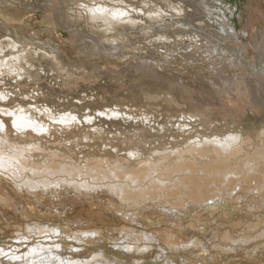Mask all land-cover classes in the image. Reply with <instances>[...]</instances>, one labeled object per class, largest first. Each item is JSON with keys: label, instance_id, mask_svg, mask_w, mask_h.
Segmentation results:
<instances>
[{"label": "rangeland", "instance_id": "rangeland-1", "mask_svg": "<svg viewBox=\"0 0 264 264\" xmlns=\"http://www.w3.org/2000/svg\"><path fill=\"white\" fill-rule=\"evenodd\" d=\"M33 1L34 4L28 6L16 1L0 3V39L8 36L19 43H32L55 52L64 65L63 71L58 73L48 64L38 80L8 81L0 88L24 92L21 96H25L26 91L28 95L37 94V107L44 105L43 108L51 109L55 115L71 111L85 124L70 138L71 134L65 136V133L57 131L55 137L59 132L60 138L43 142L45 150H56V147L57 151L64 150L69 156L66 159L81 167L86 159L100 157L137 166L133 161L137 154L141 159L153 158L156 161L164 152L184 150L200 141L211 144L230 135L238 138V144L242 140L245 142L243 148L247 153H252L264 142L261 136L264 131V0ZM97 5L122 8L138 25H129L111 33L99 32L85 24L87 8ZM174 5H180L185 12L176 13ZM153 12L162 13L163 17L155 21L148 16L149 13L154 15ZM67 17L68 21L65 20ZM121 35L125 38L119 46L105 40L106 37ZM64 71L66 75H63ZM16 104L15 101L10 106ZM26 106H35L33 100L29 99ZM108 110H119V116L106 117L104 112ZM89 114L92 118L102 115L101 119H108V124L99 120L94 125H87L85 116ZM127 156L132 160L126 161L124 157ZM187 157L199 160L192 155ZM2 179L4 188L1 185L0 194L8 195L6 191L12 189L14 183H9L10 180L7 183V178ZM76 179L80 181L82 178L78 176ZM243 185L232 186L228 191H213L214 197L201 206H190L186 204L187 199H182L183 208L176 211L174 209L177 208H172V214L168 212L171 210L169 205L160 201L161 197L154 198L157 201L150 199L151 203L144 201L133 209L118 198L115 203L114 194L100 188L95 189L100 190L98 193L92 189L66 187L58 189L59 192L39 190V195L27 192L29 194L26 193L25 198L32 203L30 209L13 202L17 207L15 212L0 204V249L4 247L6 253L23 260L28 248L41 241L44 245L65 243L62 246L66 252L76 249L75 252L82 257H88L86 264L96 261V257L93 261L90 259L93 256H97L99 261L97 253L104 254L100 261H109V264H264V198H260L264 191L254 192L256 189H251L254 183ZM104 192L107 198L103 196ZM66 197L77 204L68 208ZM61 198L62 201L58 200ZM87 199L95 203L100 201L98 205L101 206L97 203L89 205ZM153 200L160 201L167 212L157 207L160 202L154 205L157 203ZM114 207L119 208V213ZM79 208L94 212V221L88 214L90 220L85 215L83 220L77 213ZM132 210H138V216L134 218L137 221L129 220L132 221L130 223L127 219L131 217ZM68 215L69 219L74 216L80 222L88 221L85 224L91 228L100 227L101 239L88 243L75 240L72 232L81 223L67 219ZM70 221L74 222L73 226ZM25 222L40 224L45 230L28 233L24 228ZM121 226L128 231L124 229L122 232ZM53 230L56 233L53 234ZM119 232L130 234L125 236ZM147 233L150 236L156 233V240L149 239ZM18 234L21 237H17ZM132 234L144 239L132 241ZM167 235L170 237L167 241L172 239L171 243L166 241ZM97 236L91 235L92 239ZM145 244L148 247L144 252L140 247ZM126 245L132 250L125 248ZM2 259L8 260L5 256ZM11 263L20 264L15 260Z\"/></svg>", "mask_w": 264, "mask_h": 264}, {"label": "bare ground", "instance_id": "bare-ground-1", "mask_svg": "<svg viewBox=\"0 0 264 264\" xmlns=\"http://www.w3.org/2000/svg\"><path fill=\"white\" fill-rule=\"evenodd\" d=\"M8 1H13V2L16 1L19 4L26 5V6L34 4L33 0H0V3L3 4L4 2H8ZM170 4L173 6L172 3H170ZM174 6H175L174 10L176 13L185 12L184 8L180 7V5L179 6L174 5ZM147 10H146V12H147ZM174 10H172V11H174ZM87 11H88V15H86L87 21L85 22V24L87 23L92 28L99 30V32L102 31L104 33H111V32H114L116 30H119L120 28H128L129 25H138V22L136 20H134L128 14V12L122 8H117V7L116 8L115 7L107 8V5L106 6L105 5H97L95 7L89 6L87 8ZM84 12H85V10H84ZM148 16L154 20L163 17L162 13L161 14L160 13H154V15H152V13H149ZM65 20L68 21L69 18L65 19ZM135 27H137V26H135ZM131 28H133V26ZM148 28H149V26H148ZM124 38L125 37H122V35H121L119 37H115V38L110 37L108 39L106 37L105 40L108 41L107 43H109V44L119 46V44L121 42H123ZM146 38L147 37H145V39ZM132 39H134V38H132ZM150 40L151 39H149V41ZM147 42H148V40H147ZM144 44H146V43H144ZM139 50H140V48H139ZM142 63H144V61ZM48 64L52 65V67L56 71L58 70L57 71L58 73L63 71L64 65L63 66L61 65V60L55 52L47 51L45 49H42L40 47L33 45L32 43H21V42L19 43L18 41L14 40L8 36H4L0 39V85L1 84H3V85L8 84L9 83L8 81L19 82V81H26V80L28 81L29 79L38 80L41 77V74H43L46 71L45 67ZM145 64H146V60H145ZM50 65H49V67H51ZM50 70H53V69H50ZM50 70H47V71L50 72ZM51 73H52V71H51ZM64 74L66 75L65 71L63 72V75ZM63 75H61V77H63ZM64 78H65V76H64ZM1 88H0V187H1V185H3V179L2 178H7V183L9 182V180L11 181L9 183H14V184H12V185H14V187L12 189H9V191L5 188L7 190L6 192L9 193L8 195L3 193V192H2V194H0V204H2V207H4V208H10V210L12 208V211H15L17 208L15 206V204L13 203V202H15L16 204H19L20 206H25L27 209H30L32 206V203L25 198V196H27L26 195L27 192H30L32 194L37 193V195H39V194H41V192L39 190L44 191V192H46L48 190L49 191H53V190L58 191V189H61L63 187L71 188V189H75V190L85 188L87 190L92 189L94 191L97 188L104 189L105 191H109V192L114 194V196L116 198V199L113 198V199H115L114 200L115 203L118 201L117 200V198H118L121 201L125 202L127 205H129V207L130 206H132V207L133 206H139L144 201H146V203H147L148 202L147 200L150 201V199L152 200L154 198L156 199V197L157 198L161 197L162 199H160V201L163 204L165 203V205L167 203L169 205V207L171 208V210L168 211L169 213L170 212L173 213L174 211H172V210L174 208H177V209H174L175 211L178 210V208L179 209L183 208V207H181V205L184 203V202L181 203L183 201L182 199H185V200L187 199L186 204L189 203V205L192 204L196 207V205H200L202 203L204 204L205 201L206 202L208 201V199L211 200L214 197V195L212 193L213 191H222V190L228 191L229 188L231 190L232 186H234V188H236L238 185L240 187L244 183L245 184L254 183L253 188H251L252 190L256 189V191L253 190L254 192H257L258 190L264 191V142H262L261 146H259V147L257 146V148H255V150L252 151V153H247V152H244V148H243V147H245V146H243L245 142L242 140L238 144V142H239L237 140L238 138L236 136L230 135V136L222 138V139L220 138V139L214 140L215 142H213L211 144H207L205 142L202 143L200 141L198 143L188 145L187 147H185L184 150H180V149L176 150L175 149L174 152L173 151L172 152H164L159 156L158 160H156L157 158L155 159L156 161L152 160L153 158L151 159L152 161L141 159V158H139V156L137 154L135 156V158L133 159V161H135L137 163V166H135V165L132 166L133 165L132 163H131V166L129 165L130 163L128 165H124L118 159L115 161H109L108 159H102V157H100V158H91V159L88 158V159H86L84 161L85 163L81 167L74 162L68 161L66 158H68L69 156H68L67 152H65L64 150H62L63 152L57 151V147L55 148L56 150H53V149L52 150H45L46 147L45 148L42 147L43 142L54 141L55 133L57 131H59L61 133H65L64 134L65 136L67 134L73 135V134L78 133V130H80V128L82 126H85L84 122L81 120V118L79 116L77 117L71 111L67 114L55 115V113L51 109L43 108L44 105L42 108L37 107L38 103L36 105V102H37V99L39 98L37 94L28 95V94H26L27 93V91H26L25 96H21L22 94L24 95V92L19 93L17 91L5 88V86H4L5 89H3V88L1 89ZM231 88H233V87H231ZM229 93H230V91H229ZM27 97L29 99L33 100L35 106H26V104H29V99ZM15 101L17 102V104L15 106H10ZM118 112H119V110L118 111L110 110L109 112H104V113H105L106 117L107 116L110 117V116H117ZM60 113H62V112H60ZM101 117H103V116L102 115L101 116H95L92 118L89 114L88 116H85L86 124L89 125V123H91L94 125V123L95 122L98 123L99 120L101 121V123L104 122V124H105V122L108 119L107 120L105 118L101 119ZM122 118L123 117H121V120H124V118L123 119ZM96 119H98V121H95ZM147 119L145 121H148ZM145 124H147V123H145ZM59 132H58V135L60 134ZM58 135L56 134V137H58ZM71 135L70 136L67 135V136H69V138L74 137V135L73 136H71ZM261 136L264 137V131L262 132ZM83 137H84V135H83ZM58 138H60V137H58ZM85 140H86V138H85ZM60 143H61V141H60ZM187 155H192V157H197V158H199V160H195V158L194 159L193 158L187 159V158H189V157H187ZM124 159L126 161L132 160L131 156L124 157ZM78 176L82 178V179H80V181L78 179H76V177L78 178ZM2 187L4 188V185ZM243 187H244V185H243ZM0 191H2L1 188H0ZM94 191H93V194H95V192L98 193L100 190L95 191V192ZM73 193H75V192H73ZM251 193H253V192H251ZM27 194H29V193H27ZM42 194H43V192H42ZM80 194H83V193L81 192ZM86 194H88V193H86ZM90 194H91V192H90ZM104 194H105V192H104ZM61 195H62L61 197H64L62 193H61ZM83 195H85V194H83ZM101 195H99V196H101ZM108 195H110V193L107 192V196ZM255 195H258V194L255 193ZM261 195H262V193H261ZM56 196H57V194H56ZM90 196H92V195H90ZM103 196L106 197V194ZM252 196H253V194H252ZM254 196H253V198H255ZM12 197H13V200L11 199ZM76 197H77V195H76ZM86 197H88V196H86ZM112 197H113V195H112ZM259 197H260V194H259ZM66 198L68 199V201H66V202H68L67 203L68 208H69V206H72L76 203V202L72 201V199H71L72 197L70 199H69V197H66ZM108 198H109V196H108ZM260 198H264V196H261ZM55 199H56V197H55ZM63 199H65V197ZM83 199H85L84 196H83ZM100 199H101V197H100ZM58 200L62 201V198L58 199ZM255 200L257 201V199H255ZM79 201H81L80 197H79ZM86 201H88L89 205L90 204L94 205L97 203V202L95 203L94 200L90 201V199H87ZM155 201H157V200H155ZM160 201H158V203ZM262 201H264V200H262ZM99 202L96 205H98ZM109 202H111V199ZM154 202L152 203V206H153ZM161 202L159 203V205L157 202H155L157 204H154V205H158L157 207H159V206L162 207V205H160V204H162ZM150 203H151V201H150ZM256 203H258V202H256ZM262 203H264V202H262ZM262 203L260 206L263 205ZM51 204H55V203L52 202ZM58 204H60V203H58ZM259 204H260V201H259ZM61 205H62V203H61ZM56 206L57 205H55V207ZM98 206L100 207L101 205H98ZM113 206L116 207L117 205L113 204ZM253 206H255V205H253ZM46 207H47V205H46ZM91 207L89 206V208H91ZM115 207L113 209L117 210V212H118L119 208L116 209ZM193 207H192V209H193ZM40 208H42V207H40ZM51 208H53V207H51ZM135 208H137V207H135ZM79 209L80 210H78L77 213H80V216H82L83 220H84L83 215H85V217H87L89 215L90 218H92V216L94 215V214H92L94 212L91 213V211H87L85 209L83 210L82 208H79ZM133 209H134V207H133ZM162 209L166 211V207L165 208L162 207ZM35 210H36V208H35ZM55 210H56V212H59L58 211L59 209H55ZM12 211H10V212L12 213ZM137 211L134 210L133 213L131 212V217L128 218L127 220L128 221L132 220L133 222L137 221V218L134 219L136 216H138ZM172 213H170V214H172ZM126 215H128V214H126ZM89 216H88V218H89ZM97 216H99V215H97ZM97 216H96V218H97ZM72 218L69 219V215H68L67 219L72 220V221L74 220L77 223V221H78V220H76L77 218H75V219L74 218L72 219ZM90 218L88 219V221L90 220ZM124 218H126V217H124ZM92 219H91V222L94 221V219H93V221H92ZM69 220H67V222ZM72 221H70V222L72 223V226H73L74 222H72ZM78 222H80V221H78ZM87 222H85V223H87ZM80 223H81V225L76 226V228L72 232L73 233L72 237L75 240L82 242V243L83 242L88 243L89 241L101 239V236L99 235L100 234L99 233L100 232L99 226H98L99 228L97 229L96 228L97 225L95 227L93 226L91 228V225H86L84 223V221L83 222L81 221ZM39 225L40 224H36L34 222L33 223L32 222H25L24 228L28 233L40 232L41 230H45V227H42ZM19 228H18V230L20 231ZM103 228L106 229V226ZM58 229H60V228L58 227ZM124 229L127 230L124 227H122V229L120 228L121 231L122 230L125 231ZM108 230L109 229L107 228V231ZM129 231H131V233H132V230H129ZM52 232H53V234L56 233L55 230H53ZM58 232L60 233V231H58ZM122 232H119V234L121 233V235H125V236H129V234H130L129 232H128L129 233L128 235L126 234V232H125V234H122ZM137 232H138V229H137ZM140 232L138 234H140ZM62 233H63V231H62ZM142 233L143 232H141V235H143ZM94 234H96V235L98 234V236L95 237L94 239H92L91 235H94ZM147 234H149V233H147ZM151 234H153V233H151ZM18 235H16V236L21 237L20 234H18ZM132 235H134V237ZM132 235L131 236L134 239L132 241H136V240L142 241L141 239L142 238L144 239V237L141 238L140 235L139 236L135 235V234H132ZM144 235L147 237L146 233ZM153 235H155V236H153ZM153 235H151V236H153V237H151L149 234L150 237L148 236V238L156 240L157 234L155 233ZM129 238L132 239L131 237H129ZM167 238H170L169 235L165 236L166 241H167ZM165 239H163V240H165ZM41 240H42V238H41ZM170 241H172V239H168L167 242L171 243ZM34 244H35V242H34ZM173 244H175V243L173 242ZM173 244H172V246H173ZM176 244H177V242H176ZM186 244H188V243H186ZM26 245H28V244H26ZM62 245H57V243L54 245H44V244H41V241H40V243H36L34 246H30L28 248V250L25 254V258L23 260L21 258L15 256V255H13V254L6 253L7 249L5 250L4 247L3 248L1 247L2 249H0V264H13L11 262H14V260L16 262L17 261L20 262V264H86L89 261L88 257H82V255L75 252L76 251L75 248H74L75 251L66 252L67 249H65L63 247L65 245V243L63 246ZM78 246L81 247L80 245H78ZM66 247H68V246H66ZM82 247L86 248L84 246H82ZM147 247H148V245L145 244L142 247H140V249L144 250V252H145V249H147ZM175 247L177 248V246H175ZM125 248L132 250L129 245H126ZM181 248H183V247L181 246ZM26 249H27V247H26ZM87 251H86V253H87ZM150 252H151V250H150ZM82 254H84V253H82ZM96 255H98L100 257V260H101L102 259L101 257L104 254L102 255V253H97ZM2 256H5L8 260H6V261L3 260ZM66 256H68V257H66ZM131 256L133 257V255H131ZM139 257H141V256H139ZM94 258L96 259V261L91 262L90 264H109L110 263L109 261L106 263H104V261L103 262H101L100 260L98 261L97 256H93L90 259H92V261H93ZM107 258H108V256H107ZM118 260H122V259H118ZM118 262H120V261H118ZM113 263L111 262V264H113ZM116 264H117V262H116Z\"/></svg>", "mask_w": 264, "mask_h": 264}]
</instances>
